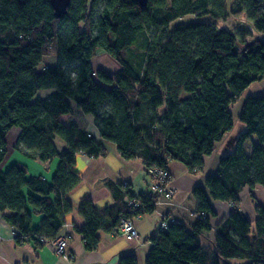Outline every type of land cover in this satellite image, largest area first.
<instances>
[{"label": "trees", "instance_id": "1", "mask_svg": "<svg viewBox=\"0 0 264 264\" xmlns=\"http://www.w3.org/2000/svg\"><path fill=\"white\" fill-rule=\"evenodd\" d=\"M234 1L236 11L247 12L255 30L264 32V0ZM226 2L71 0L58 18L51 0H0V164L14 127L20 129L16 148L24 155L59 160L50 180L30 175L19 161L0 169V212L16 228L17 243L41 247L56 239L73 209L68 193L81 182L73 169L77 153L103 155L107 141L123 158L141 159L148 173L153 167L169 171L172 160L197 173L233 129L231 106L242 100L238 120L245 129L234 149L221 157L205 187L193 189L199 216L191 227L179 220L161 227L150 237L145 264H264V205L252 196L254 220L239 208L246 187L264 189V90L242 99L251 84L264 79V39H240L206 21L171 27L188 14L225 19ZM134 44L143 49L138 63L127 57ZM99 49L118 63L117 70L94 67ZM47 55L56 63L39 70ZM75 109L93 116L97 134L80 121L62 120ZM56 137L65 148L59 149ZM94 185L107 187L114 204L100 211L92 199L81 201L85 224L79 231L89 251L98 248L100 230L117 234L122 217L156 207L151 191L134 194L128 182L104 176ZM125 196L137 197L140 206L132 212ZM212 200L232 204L216 226L214 248L201 243L211 230ZM33 212L43 215L36 227ZM118 264L138 260L126 253Z\"/></svg>", "mask_w": 264, "mask_h": 264}, {"label": "crops", "instance_id": "2", "mask_svg": "<svg viewBox=\"0 0 264 264\" xmlns=\"http://www.w3.org/2000/svg\"><path fill=\"white\" fill-rule=\"evenodd\" d=\"M55 63L56 57L54 56V61L48 65ZM50 92L51 90L42 91L41 94L46 95ZM74 107L76 106L74 105ZM75 110L74 114L63 115L62 120L65 123L77 122L76 116L79 115L80 122L88 130L97 134L93 116L84 114L78 109ZM15 129L19 135L20 129L16 127ZM244 129L245 124L241 123L238 133L234 134L232 133L234 131H231L228 138L226 134L223 140L217 143L214 152L205 157V166L197 173L189 172L182 162L170 161L168 165L171 173L170 186L173 188L174 194L171 199H162L160 203H157L153 212L134 218L139 237L135 240H127L120 234L118 227L117 234L100 230L98 232L99 246L92 251L85 249L79 231L85 224L84 218L79 214V205L85 198L92 199L100 211H104L108 206L114 204L111 191L107 187L96 188L95 180L99 177L108 176L115 182H128L134 194L149 193L153 181L141 159L128 160L123 158L117 146L111 142L103 141L106 148L105 154L97 157H90L83 152L77 153L73 169L81 175V182L68 193L73 209L65 215V224L56 237V239L59 237L68 238L67 248L70 257L58 254L53 241H46L41 247H37L32 241L17 243L15 240L16 228L7 224L2 218L3 213L0 212V264H118L119 257L126 253L135 254L138 264H145L152 246L150 237L161 228L163 220L174 218L185 223L188 227L193 225L199 216L195 209L194 187L196 185L205 187L206 178L219 171L221 157L234 149L237 137ZM253 140L257 142L256 137ZM13 161H19L26 165L30 175H43L48 180L52 178L59 163L58 159L43 162L36 157L26 156L17 148L13 149V153H9L8 141V152L0 164V169H5ZM256 190H261L264 193V189L260 186L254 189L246 187L242 193ZM27 191L25 189L24 192ZM244 200L241 197L239 208L247 217L254 220L256 217L254 203L249 199L243 203ZM260 202L264 205V201L260 200ZM211 204L215 211V214L210 217L211 230L202 234L201 243L204 246L214 248L216 226L229 214L232 204L221 200H212ZM42 216V214L33 212V225L35 227L39 225Z\"/></svg>", "mask_w": 264, "mask_h": 264}, {"label": "rangeland", "instance_id": "3", "mask_svg": "<svg viewBox=\"0 0 264 264\" xmlns=\"http://www.w3.org/2000/svg\"><path fill=\"white\" fill-rule=\"evenodd\" d=\"M226 6L229 10V15L225 19L214 20L210 18L209 16L198 17L193 14H188V15H185L183 17L176 19L171 24V27L179 23H188L191 21H206V22H210L212 26L216 27L218 30L228 29L231 32L236 33L240 37V39H246L247 41H252L258 38L264 39V32H259L255 30L251 21L247 18V12L245 11L237 12L236 11L237 10L236 1L227 0ZM247 31H250L248 36H246ZM127 57L133 62L138 63L143 57V49H141L139 44H134L127 51ZM53 61H54V55L45 56L43 62L39 65L38 69L41 70L44 66L51 64ZM93 65L95 68H103L111 73L117 70L119 67L118 63L109 54L105 53L104 51L100 49L96 52V54L93 57ZM263 90H264V79H260L257 82H254L253 84H251V86L244 92L242 99H244V97L248 95L249 93L259 94ZM240 102L234 103L231 106V110L234 115V127L231 131H234L232 132L234 134L238 133L240 129V125L241 123H243L240 120H238ZM76 119L77 121H81V118L79 115L76 116ZM231 131L227 133V138L229 137L228 135L229 133H231ZM17 135H18V132L15 129V127L12 128L10 132L8 133L9 153H13V149L16 148L15 146H16ZM55 142L57 146L59 147V149L65 148L66 146L65 142L60 137H56ZM252 196H254V198L257 201H260V200L264 201V193H262L261 190H256L254 192L248 191L244 194L242 193L241 197L245 199L243 203H245L246 199H249L252 203H254Z\"/></svg>", "mask_w": 264, "mask_h": 264}, {"label": "built area", "instance_id": "4", "mask_svg": "<svg viewBox=\"0 0 264 264\" xmlns=\"http://www.w3.org/2000/svg\"><path fill=\"white\" fill-rule=\"evenodd\" d=\"M149 175L154 177L151 184V192L155 195V204L160 203L162 199H171L174 190L170 186L171 174L167 169H161L159 167H153L149 169ZM125 201L127 206L133 212L138 208L141 204L140 200L137 197L125 196ZM134 217H122L120 220V224L118 226V230L121 235H123L127 240H135L139 237V231L137 226L135 225ZM175 221L174 218H167L162 221L161 227H165L169 222ZM48 241V240H46ZM53 241L56 252L64 257H70L68 252V238L67 237H59Z\"/></svg>", "mask_w": 264, "mask_h": 264}, {"label": "water", "instance_id": "5", "mask_svg": "<svg viewBox=\"0 0 264 264\" xmlns=\"http://www.w3.org/2000/svg\"><path fill=\"white\" fill-rule=\"evenodd\" d=\"M71 0H51V4L55 9V15L59 18L62 17L70 5ZM141 4H146L148 0H138ZM243 215H246L243 211H241Z\"/></svg>", "mask_w": 264, "mask_h": 264}]
</instances>
